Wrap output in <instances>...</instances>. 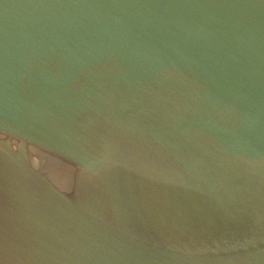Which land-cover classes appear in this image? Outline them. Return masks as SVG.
<instances>
[{
  "label": "water",
  "instance_id": "water-1",
  "mask_svg": "<svg viewBox=\"0 0 264 264\" xmlns=\"http://www.w3.org/2000/svg\"><path fill=\"white\" fill-rule=\"evenodd\" d=\"M0 264H264V0H0Z\"/></svg>",
  "mask_w": 264,
  "mask_h": 264
}]
</instances>
